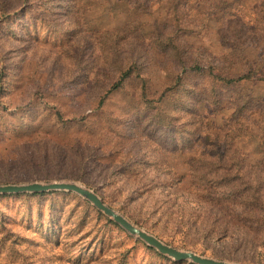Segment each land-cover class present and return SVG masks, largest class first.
Returning <instances> with one entry per match:
<instances>
[{"label": "rangeland", "instance_id": "obj_1", "mask_svg": "<svg viewBox=\"0 0 264 264\" xmlns=\"http://www.w3.org/2000/svg\"><path fill=\"white\" fill-rule=\"evenodd\" d=\"M36 180L264 264V0H0V183ZM0 264L198 263L51 190L0 194Z\"/></svg>", "mask_w": 264, "mask_h": 264}, {"label": "water", "instance_id": "obj_2", "mask_svg": "<svg viewBox=\"0 0 264 264\" xmlns=\"http://www.w3.org/2000/svg\"><path fill=\"white\" fill-rule=\"evenodd\" d=\"M51 190H68L82 195L86 199L90 200L97 208L102 210L105 214L123 226L129 233L140 237L149 245L157 248L161 253L166 254L175 260H190L198 264H244L206 256L194 250L181 249L171 245L155 234L132 222L124 214L107 204L104 199L93 189L76 181L54 180L45 182L36 180L23 183H0V194L24 192L35 193L47 192Z\"/></svg>", "mask_w": 264, "mask_h": 264}, {"label": "trees", "instance_id": "obj_3", "mask_svg": "<svg viewBox=\"0 0 264 264\" xmlns=\"http://www.w3.org/2000/svg\"><path fill=\"white\" fill-rule=\"evenodd\" d=\"M250 70L248 69H244L243 71H241L240 73H236V74H238V75H226V74H228V73H226L225 71H222V70H220V69H217V71H212V75L213 76H215V77H219L220 78V80H222V81H226L227 83H230V82H232V83H234V82H240V81H242L243 79H245V78H248V77H250L251 75H250V71H253V68L251 67V65H250ZM210 72V71H209ZM215 72V73H214ZM41 192H35V193H33V194H40ZM44 193V192H43ZM5 195H7V194H5Z\"/></svg>", "mask_w": 264, "mask_h": 264}]
</instances>
